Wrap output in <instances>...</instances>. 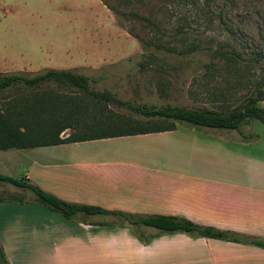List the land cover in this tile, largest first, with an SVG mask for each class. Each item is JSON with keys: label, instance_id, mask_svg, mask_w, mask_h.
<instances>
[{"label": "crops", "instance_id": "0c3cea01", "mask_svg": "<svg viewBox=\"0 0 264 264\" xmlns=\"http://www.w3.org/2000/svg\"><path fill=\"white\" fill-rule=\"evenodd\" d=\"M214 129L176 125L117 136L164 140L163 151L140 153L149 162L82 155L75 144L81 141L0 150V174L13 177L10 169L25 161L20 177L67 202L131 214L178 215L264 240V136L248 143L234 129ZM231 130L240 137L227 135ZM175 142L182 148H175ZM15 187L27 197H0V246L7 264H264L261 247L160 233L148 226L138 227L146 237L153 235L142 243L115 215L66 219L36 201L30 190Z\"/></svg>", "mask_w": 264, "mask_h": 264}, {"label": "rangeland", "instance_id": "374dc122", "mask_svg": "<svg viewBox=\"0 0 264 264\" xmlns=\"http://www.w3.org/2000/svg\"><path fill=\"white\" fill-rule=\"evenodd\" d=\"M116 8L144 15L147 12L134 1L116 5ZM219 10L220 7L216 9ZM155 15L161 19L165 34L160 40L153 39L151 45H143L126 30L131 28L146 40L152 38L151 30L137 21L116 18L99 0H0V72L29 75L50 67L70 69L86 78L90 91L112 95L128 105L206 107L225 112L249 96L264 95V0L229 1L220 11V19L213 16L207 24L203 17L190 22L188 14L190 27L183 25L188 33L180 41L168 37L174 19L160 16V12ZM156 42L179 49L193 44L198 49L176 54L155 46ZM214 49L221 54L213 53ZM254 51H261L260 55L256 56ZM225 57L230 58L226 64ZM210 63L212 65H208ZM41 87L40 90L77 96L79 107H87L89 121L98 122L106 116L140 122L158 120L146 119L124 105L95 102L87 94L75 93V89L57 88L51 83ZM46 87L56 89H44ZM256 103L264 107V100ZM175 124L188 125L178 121ZM214 130L224 133L226 129ZM235 131L246 135V142L255 143L258 137L264 136V123L248 118L239 127L241 133ZM236 132L226 133L239 138ZM75 144L82 155L129 163L149 162L150 157L141 152L163 151L166 146L164 140L132 137ZM173 145L182 148L179 142ZM17 162L10 169L14 178L21 176L25 165V161ZM2 185L0 197L8 193L17 199L27 197L24 189Z\"/></svg>", "mask_w": 264, "mask_h": 264}, {"label": "trees", "instance_id": "16d2710c", "mask_svg": "<svg viewBox=\"0 0 264 264\" xmlns=\"http://www.w3.org/2000/svg\"><path fill=\"white\" fill-rule=\"evenodd\" d=\"M99 1L116 18L124 17L128 20L137 21L151 30L152 38L147 40L131 28L126 30L128 34L136 38L143 45H151L153 39L160 40L162 34H165L164 27H161V19L159 17L156 18L155 12H160V16L172 17L174 19L168 37L174 41H180L188 33L184 30L183 25L190 27V22L197 21L195 18H205L206 24L212 21L213 16L220 19L222 7L227 2L230 1L232 3L234 0ZM132 1L135 3L139 2L146 8L147 12L145 15L135 10L125 12L116 8V5ZM219 7L220 10L216 11ZM188 14L191 17L190 22H188ZM165 44L156 42L155 46L176 54H188L198 49L193 44L183 49ZM261 51H254V53L256 56H259ZM213 53L221 54L216 49L213 50ZM225 58L223 62L226 64V62L230 61V58ZM49 83L55 85L57 88L75 89V93L87 94L95 102H112L117 105L127 106L146 119L157 118L160 121L116 120L107 116L98 122L89 121L87 117L91 116L87 115L86 105L80 108V102H77V96L74 94L64 95L55 90H40L42 89L41 86ZM56 87H46L44 89H56ZM260 100H264V95L261 93L249 96L243 103H239L225 112L206 107L184 108L182 106L168 105L162 107L128 105L123 101L117 100L112 95L90 91L86 78L70 69L45 68L29 75L20 72H0V150L33 148L66 142L160 132L174 129L176 126L175 122L177 121L185 122L193 127L234 129L240 132L239 127L245 119L253 118L264 123V107H260L256 103ZM64 130H67L68 133L65 136H61L60 134ZM0 181L30 190L35 195L36 201L47 209L59 213L66 219L76 218L78 215L100 214H111L122 217L125 223L132 227L134 235L142 243L153 235L146 237L142 231L138 230V227L148 226L158 229L160 233L179 232L190 237L213 238L264 248V240L227 229H218L211 225H202L182 216L131 214L119 210H106L96 205L76 204L59 199L37 186L27 183L24 177L14 178L0 174ZM0 264H7L1 246Z\"/></svg>", "mask_w": 264, "mask_h": 264}]
</instances>
